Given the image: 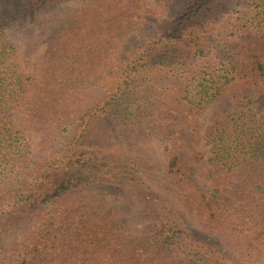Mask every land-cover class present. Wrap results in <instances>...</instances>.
<instances>
[{"label": "trees", "instance_id": "16d2710c", "mask_svg": "<svg viewBox=\"0 0 264 264\" xmlns=\"http://www.w3.org/2000/svg\"><path fill=\"white\" fill-rule=\"evenodd\" d=\"M2 1L0 114L18 109L52 117L53 148L35 154L15 122L0 120V264H27L39 254L40 264H235L188 235L174 208L156 195L161 185L144 183L143 169L133 159L129 170L117 171L123 165L115 167L111 144L129 114L128 87L145 80L163 87L170 77L186 88L189 77L199 74L188 69V61L202 53H208L212 69L186 99L187 117L200 116L232 83L264 92V38L258 31L264 29V0H148L142 14L130 16L144 33L137 53L115 61L109 83L86 105L65 102L70 92L62 83L73 80L70 73L44 67L38 82L28 84L31 77L16 61L13 22ZM248 7L254 17L247 18ZM171 109L165 101L156 109L167 156L163 187L184 198L191 190L202 229L221 233L246 256L264 262V114L239 118L229 130L220 122L211 125L203 139L222 170L202 167L211 187L204 195L189 186L175 148L182 128L194 121H182ZM100 144L110 146L103 151ZM118 162L125 165L127 157ZM124 174L142 217L133 227L103 192L104 184L126 186Z\"/></svg>", "mask_w": 264, "mask_h": 264}, {"label": "rangeland", "instance_id": "374dc122", "mask_svg": "<svg viewBox=\"0 0 264 264\" xmlns=\"http://www.w3.org/2000/svg\"><path fill=\"white\" fill-rule=\"evenodd\" d=\"M147 1L4 0L1 3H4L7 10L5 16L11 18L13 22L14 32L9 33L17 50L16 61L19 63L20 71L24 76L31 77L28 84L38 82L40 69L44 67L70 73L73 80L67 79L62 83V88L70 92L64 100L67 103L78 102L79 105H86L94 102L100 88L109 83L111 79L109 72L115 61L137 53L144 33L130 16L142 14L145 8L150 6ZM246 10L247 18L255 16L256 11L253 7ZM258 31L264 38V29L259 28ZM59 48L65 51L58 50ZM207 54L202 53L199 59L188 61L192 63L187 66L188 69L198 70L199 74L194 79L188 76L187 89L173 84L170 77L163 83V87L161 83L148 80L128 87L129 114H126L125 123L117 125L116 140L111 144L115 146V167L123 165L122 169L117 168V171H123L125 167L129 170L130 159L139 164L143 169L144 183L152 188L161 185L159 191L155 190L156 195H162L161 198L174 208L185 231L194 240L207 243L235 264H264L263 259L246 256L239 246L228 242L221 233H212L201 228L196 220L199 203L194 199L195 195L191 190L186 193L189 197L184 198L182 194L168 191V187L164 188L161 182L163 169L167 165V156L165 144L161 140L163 130L159 126V113L156 111L159 104L168 102L174 116H178L182 121L186 119L194 121L190 125L191 128H188L189 124L182 128L176 139L175 148L179 160L185 164L189 186L196 187L204 195L211 191V187L203 180L202 167L222 170L218 162L213 160L210 145H206L203 139L204 135L209 133L211 125L220 122L229 130L239 118L264 114V92L232 83L223 89L217 101L210 104L200 116L192 117L190 114L187 117L186 99H190L189 97L196 93V85L212 69L207 63L209 60ZM69 108L66 106L65 110ZM3 118L16 123L27 141L31 143L35 154L44 156L45 152H50L53 148L49 141L52 137L48 127L52 117H33L17 109L6 110L0 114V120ZM100 145L103 151L110 146ZM121 155L127 157L128 162L125 165L118 162ZM121 177H124L123 182L126 186H119L118 181L114 182V185L104 184L103 192L118 202L126 214L124 223L128 227H133L142 221V217L135 200L127 191L132 188L125 182L127 174ZM187 203L189 207L186 208ZM43 256V254L29 256L27 264H40Z\"/></svg>", "mask_w": 264, "mask_h": 264}]
</instances>
